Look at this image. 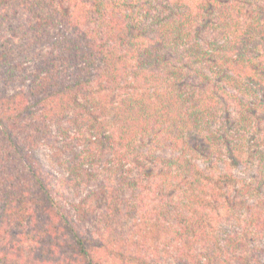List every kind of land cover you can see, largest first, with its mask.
I'll return each instance as SVG.
<instances>
[{"label":"trees","instance_id":"1","mask_svg":"<svg viewBox=\"0 0 264 264\" xmlns=\"http://www.w3.org/2000/svg\"><path fill=\"white\" fill-rule=\"evenodd\" d=\"M20 9L0 264H262L264 0H0V28Z\"/></svg>","mask_w":264,"mask_h":264},{"label":"rangeland","instance_id":"2","mask_svg":"<svg viewBox=\"0 0 264 264\" xmlns=\"http://www.w3.org/2000/svg\"><path fill=\"white\" fill-rule=\"evenodd\" d=\"M24 10L23 9H20L18 12H17V17L19 19L18 20H14L13 21V26H8L6 28H0V40L1 41H5L7 39H11V40H14V41H19V42H16V43H21V42H24V41H28L26 40V37L20 33V34H13V30L10 29V27L12 28H16V29H21L23 26L26 25V14L23 12ZM12 12H10L9 15H11ZM12 16V15H11ZM13 38V39H12ZM37 157L43 162V164L47 165V166H50L52 165L51 164V156H50V151L47 149V148H44V147H41L38 151H37ZM57 172H60L61 169L60 168H55ZM255 170L256 169H251V170H245V174L242 175V173H244V170L242 167H239L237 168L234 172L236 174L240 173L241 176H245L247 178V180H249L248 177L251 176V174L253 175L255 173ZM250 203H254V201L252 199H250ZM242 215H245V212L242 213ZM243 219V218H242ZM240 225H242L243 227L245 226V223L242 221V222H239ZM238 225V220H234V221H231V222H227V224L223 227L221 225V228H226L227 230H233L234 228L232 227H236ZM238 227V226H237ZM239 229V228H238ZM262 243L264 244V240L262 241ZM126 251V250H124ZM158 256V255H157ZM166 261H150L151 264H173L174 262L173 261H169L168 259H165ZM126 262L128 261H101L100 264H127ZM262 264L264 263V261H261Z\"/></svg>","mask_w":264,"mask_h":264}]
</instances>
